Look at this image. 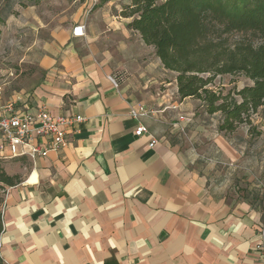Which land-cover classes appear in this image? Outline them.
I'll return each instance as SVG.
<instances>
[{
	"label": "crops",
	"instance_id": "0c3cea01",
	"mask_svg": "<svg viewBox=\"0 0 264 264\" xmlns=\"http://www.w3.org/2000/svg\"><path fill=\"white\" fill-rule=\"evenodd\" d=\"M128 3L112 0L91 13L85 38L73 37L84 24L72 25V13L70 24L34 16L39 33L50 36L38 65L43 78L8 98L0 88V104H13V114L45 109L84 121L68 130L65 148L46 157L0 151L1 169L15 181L0 183L2 259L264 264V141L251 146L246 127L225 137L219 117L214 122L200 101L179 98L176 74L121 16ZM138 105L151 114L133 119ZM140 125L148 134L137 137Z\"/></svg>",
	"mask_w": 264,
	"mask_h": 264
},
{
	"label": "trees",
	"instance_id": "16d2710c",
	"mask_svg": "<svg viewBox=\"0 0 264 264\" xmlns=\"http://www.w3.org/2000/svg\"><path fill=\"white\" fill-rule=\"evenodd\" d=\"M14 1H3L0 24ZM32 1L20 4L40 0ZM110 1L100 0L98 7ZM121 9L122 17L132 19L128 28L176 74L181 100L200 101L204 115H217L225 137L246 127L251 146L264 139V0H129ZM226 76L251 84L225 92L218 79ZM0 183L15 181L0 170ZM2 230L0 215V236ZM0 264H5L1 255Z\"/></svg>",
	"mask_w": 264,
	"mask_h": 264
},
{
	"label": "rangeland",
	"instance_id": "374dc122",
	"mask_svg": "<svg viewBox=\"0 0 264 264\" xmlns=\"http://www.w3.org/2000/svg\"><path fill=\"white\" fill-rule=\"evenodd\" d=\"M4 0H0V6ZM86 0H68V3L55 0H40L34 11L27 10L28 7H22L21 0L13 2L12 10L0 24V88L3 89L5 98L12 96L14 93L28 91L33 88L42 78L43 71L39 68V60L43 54V48L49 41L50 36L45 33H39V25L34 16L40 15L43 23H65L70 24V15H73L72 25L82 23L86 26L87 36L90 35L87 21L89 15L99 10L100 0L89 1L84 16L80 18L79 9ZM124 0H120L122 4ZM27 5L33 4L32 0H23ZM40 5V6H39ZM123 6V5H122ZM121 6V8H122ZM67 10V13H65ZM234 36H231L233 38ZM149 55V54H148ZM151 56L150 59H152ZM172 77V75H170ZM173 78V77H172ZM226 87V91L231 88H242L245 80L240 77L226 76L218 79ZM235 82L234 85L230 84ZM218 84V82H217ZM214 122L218 117H213ZM264 141L259 139L258 145ZM257 145V146H258ZM0 170L1 166H0ZM3 188L0 185V197L3 196ZM0 205V215H1Z\"/></svg>",
	"mask_w": 264,
	"mask_h": 264
},
{
	"label": "built area",
	"instance_id": "2783aa9c",
	"mask_svg": "<svg viewBox=\"0 0 264 264\" xmlns=\"http://www.w3.org/2000/svg\"><path fill=\"white\" fill-rule=\"evenodd\" d=\"M86 27L78 24L73 28V37L85 38ZM115 87L118 82L115 76L109 77ZM13 104H0V151L9 149L11 158L28 156L33 161L46 157L50 152H58L68 144V130L77 123L84 121L80 116H53L45 109H39L31 114H13ZM10 113V115H6ZM151 114L143 105L132 108L130 116L138 120ZM180 121L190 122L187 117ZM148 134V129L140 125L135 136ZM153 146V144L151 145Z\"/></svg>",
	"mask_w": 264,
	"mask_h": 264
}]
</instances>
